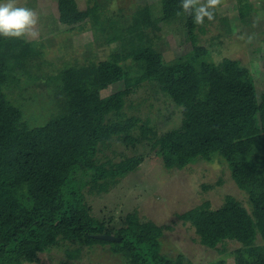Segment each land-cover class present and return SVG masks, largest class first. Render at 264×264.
<instances>
[{"label":"trees","instance_id":"1","mask_svg":"<svg viewBox=\"0 0 264 264\" xmlns=\"http://www.w3.org/2000/svg\"><path fill=\"white\" fill-rule=\"evenodd\" d=\"M161 7L165 20L182 17L191 42V49L171 61L164 60L154 46L138 43L112 51L104 59L68 60L38 75L40 52H30L31 42L0 35V264L37 262L39 252L65 240L112 243V250L123 254L128 264H173L160 252L158 225L139 218L136 211L127 213L114 231L119 241L93 236L112 232L91 215L85 192L103 189L105 182L125 176L142 160L135 155L99 158L114 130L105 116L124 101L120 93L101 96L100 90L130 75L132 71L123 64L129 59L145 60L148 78L168 85V95L181 107L179 126L160 133L153 144L165 167L218 157L227 162L242 187H255L258 217L231 199L197 218L202 241L211 247L220 242L218 249L224 251L225 240L231 238L246 250L238 257L232 253L235 264H264V247L255 243L258 234L264 236V150L255 148L264 135V90L257 92L236 60L210 59L209 49L198 43L205 21L195 24L180 0H161ZM248 8L247 3L240 6L242 16ZM145 11L140 7L134 12L126 30L140 29ZM84 18L100 21L94 6L81 10L76 0H64L59 7L62 23L74 25ZM21 75L32 81L44 77L52 99L41 124L27 122L21 105L4 89L8 78L18 83ZM255 167L256 173L249 172Z\"/></svg>","mask_w":264,"mask_h":264},{"label":"rangeland","instance_id":"2","mask_svg":"<svg viewBox=\"0 0 264 264\" xmlns=\"http://www.w3.org/2000/svg\"><path fill=\"white\" fill-rule=\"evenodd\" d=\"M6 2L0 0V3ZM63 2L17 0L18 7L31 8L38 16L37 35L24 37L31 42L30 52H40V69H31L38 75L54 71L68 60L104 59L112 51L138 43L154 46L166 61L191 49L182 17L163 19L161 0H115L116 10L111 8L114 0H76L81 10L94 6L100 21L93 23L84 18L74 25L58 19ZM244 3L249 8L242 16L240 6ZM140 7L147 11L142 13V27L129 32L126 29L132 14ZM204 24L205 31L199 33L198 43L209 49L210 59L236 60L253 79L257 92L264 90V0H221L214 20L205 18ZM123 64L132 71L130 75L100 90L101 96L120 93L124 101L121 108L105 116V122L114 130L108 145L99 152V158L119 160L135 155L142 160L125 176L105 182L103 189L85 192L91 215L103 221L106 230L112 233L123 224L129 212L136 211L139 218L152 220L162 231L160 252L173 264H235L232 253L236 256L245 250L241 243L227 238L224 251L218 249L220 242L213 247L207 246L200 237L196 220L222 208L231 199L243 204L256 219L254 185L242 187L231 167L218 157L212 161L200 159L184 166L165 167L153 144L160 133L179 126L181 107L168 95V85H159L148 78L145 60L129 59ZM21 76L18 83L8 78L4 89L21 105L27 122L41 124L48 117L52 99L44 77L32 81L26 75ZM123 89L126 92L123 93ZM256 147L263 152L264 135ZM248 152L252 153L253 148ZM257 171V167L249 168V172ZM255 243L264 247V236L258 234ZM111 246L112 243L65 240L39 252L37 262L24 264H128L123 254L113 251ZM68 249L75 250L69 255Z\"/></svg>","mask_w":264,"mask_h":264},{"label":"clouds","instance_id":"3","mask_svg":"<svg viewBox=\"0 0 264 264\" xmlns=\"http://www.w3.org/2000/svg\"><path fill=\"white\" fill-rule=\"evenodd\" d=\"M221 4V0H180V7L188 15L193 17V22L202 25L207 18L212 21L215 18V9ZM116 10L115 0L111 5ZM38 16L35 11L27 7H18L17 0H7L0 3V35L6 38L35 37V25Z\"/></svg>","mask_w":264,"mask_h":264},{"label":"water","instance_id":"4","mask_svg":"<svg viewBox=\"0 0 264 264\" xmlns=\"http://www.w3.org/2000/svg\"><path fill=\"white\" fill-rule=\"evenodd\" d=\"M93 236L96 237V238L106 239V240H114V241L120 240V237L114 235L113 233H103V232L94 233Z\"/></svg>","mask_w":264,"mask_h":264}]
</instances>
